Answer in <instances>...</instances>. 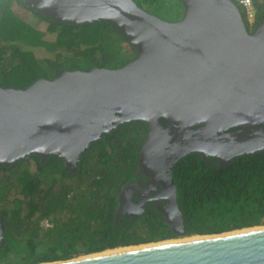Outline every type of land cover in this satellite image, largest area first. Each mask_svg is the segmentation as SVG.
Masks as SVG:
<instances>
[{
  "label": "water",
  "instance_id": "water-1",
  "mask_svg": "<svg viewBox=\"0 0 264 264\" xmlns=\"http://www.w3.org/2000/svg\"><path fill=\"white\" fill-rule=\"evenodd\" d=\"M24 3L62 23L108 21L136 56L117 69L62 71L25 89L0 87V164L38 153L73 168L102 133L139 120L147 124L142 157L151 166L158 138L162 142L167 133L160 118L177 124V131L185 128L188 135L200 136L187 150L223 161L234 151L264 148L245 144L231 151L229 142L216 141L217 133L231 127L264 125V20L249 33L231 0H181L183 15L174 22L144 11L133 0ZM180 150L179 155L187 152ZM177 158H170L167 167ZM171 190L168 205L158 210L172 231L183 236L175 186ZM197 237L40 264H264V226Z\"/></svg>",
  "mask_w": 264,
  "mask_h": 264
},
{
  "label": "trees",
  "instance_id": "trees-1",
  "mask_svg": "<svg viewBox=\"0 0 264 264\" xmlns=\"http://www.w3.org/2000/svg\"><path fill=\"white\" fill-rule=\"evenodd\" d=\"M165 21L183 15L181 0H133ZM237 7V1L231 0ZM251 33L264 20V2L255 1ZM133 53L124 58L122 50ZM47 54L48 56H42ZM136 56L108 21L68 24L25 6L0 0V87L25 89L62 71L117 69ZM163 122V119H160ZM147 124H118L80 153L73 174L53 155L31 153L0 164V264L69 260L182 237L221 234L264 226V150L230 162H209L197 153L172 168L183 236L153 211L137 219L116 217L121 188L138 175ZM33 167V169H32ZM46 222V225L45 223ZM44 223V224H42Z\"/></svg>",
  "mask_w": 264,
  "mask_h": 264
},
{
  "label": "flooded vegetation",
  "instance_id": "flooded-vegetation-1",
  "mask_svg": "<svg viewBox=\"0 0 264 264\" xmlns=\"http://www.w3.org/2000/svg\"><path fill=\"white\" fill-rule=\"evenodd\" d=\"M160 119H158V123L163 130H167V133L163 136V138L161 135V138L163 139L162 142L158 138V142L155 147L157 160L151 166H148L149 164H146L143 161V148L141 147L138 158L139 175L134 180L130 181L121 188L118 199L119 206L116 212L117 218L123 216L127 219H137L147 214H151L153 211H156L157 213L163 215L158 209L165 208L168 205L169 198L172 195L171 185L175 186L172 181V168L175 163L186 154L197 153L203 159L207 160V162H209V158H214L217 163L224 164L226 162L232 161L238 156L246 154L242 152L235 155L237 151L234 150H236L238 145L242 147L245 144H251V146L255 148L264 145V125L245 128L231 127L226 131L216 134V141H219L221 143L229 142L230 150L234 151L232 152L233 157L226 161H223L220 158L204 155L199 153L198 151L187 150L191 143L193 141H196V139L198 141H201L200 136L195 133L197 128L189 129L195 134L188 135L187 129L184 128L181 129V131H177V124H169L164 119L162 122ZM170 125L172 126L168 128ZM224 136H228V138H225ZM203 141L207 142L209 140L205 138ZM180 149H186L187 152L179 155L181 152ZM262 150H264V148L256 149L255 151ZM40 156L41 158L45 157L43 155ZM79 158L75 164V167L68 168L65 166V168L73 174L77 173L79 168L77 165L79 162ZM170 158H177L171 165V169L167 167ZM170 171L171 177H169ZM1 236L2 234L0 233V241L2 239Z\"/></svg>",
  "mask_w": 264,
  "mask_h": 264
},
{
  "label": "built area",
  "instance_id": "built-area-1",
  "mask_svg": "<svg viewBox=\"0 0 264 264\" xmlns=\"http://www.w3.org/2000/svg\"><path fill=\"white\" fill-rule=\"evenodd\" d=\"M238 9L244 15L246 22L252 25L255 18V1L259 4L263 3L264 0H236ZM46 225V222H44Z\"/></svg>",
  "mask_w": 264,
  "mask_h": 264
},
{
  "label": "rangeland",
  "instance_id": "rangeland-1",
  "mask_svg": "<svg viewBox=\"0 0 264 264\" xmlns=\"http://www.w3.org/2000/svg\"><path fill=\"white\" fill-rule=\"evenodd\" d=\"M122 55L124 56L125 60L133 57V53L129 52L128 48H125L124 50H122ZM42 56H48V55L42 54ZM32 169H33V167H32ZM42 224H44V223H42ZM178 239H184V238H177V239H171V240H166V241L169 242V241L178 240ZM163 242H165V241H163ZM163 242H161V243H163ZM157 243H159V242H157ZM150 244H153V243H150ZM150 244H145V245H150ZM140 246H142V245H140ZM131 247H135V246H131Z\"/></svg>",
  "mask_w": 264,
  "mask_h": 264
},
{
  "label": "bare ground",
  "instance_id": "bare-ground-1",
  "mask_svg": "<svg viewBox=\"0 0 264 264\" xmlns=\"http://www.w3.org/2000/svg\"><path fill=\"white\" fill-rule=\"evenodd\" d=\"M167 155V154H166ZM168 192V191H167ZM192 239H198L197 236H194V237H189V238H184V239H178V240H173V241H169V242H164L163 244H166V243H176V242H182V241H187V240H192ZM151 245V244H150ZM135 247H128V248H122V249H119V250H130V249H134Z\"/></svg>",
  "mask_w": 264,
  "mask_h": 264
}]
</instances>
